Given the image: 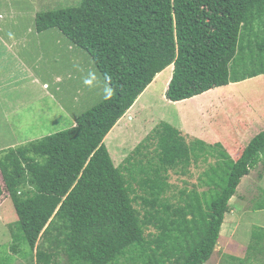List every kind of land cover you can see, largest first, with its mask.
Instances as JSON below:
<instances>
[{
    "label": "trees",
    "instance_id": "16d2710c",
    "mask_svg": "<svg viewBox=\"0 0 264 264\" xmlns=\"http://www.w3.org/2000/svg\"><path fill=\"white\" fill-rule=\"evenodd\" d=\"M36 29H59L85 50L112 94L71 129L0 152V200L8 193L18 215L13 252L26 239L37 264H206L264 153V129L237 160L224 152L222 161L221 145L166 122L120 166L105 139L171 66L166 97L176 103L264 75V0H81L38 13ZM200 162L209 164L200 182L173 194L171 172L187 175Z\"/></svg>",
    "mask_w": 264,
    "mask_h": 264
},
{
    "label": "rangeland",
    "instance_id": "374dc122",
    "mask_svg": "<svg viewBox=\"0 0 264 264\" xmlns=\"http://www.w3.org/2000/svg\"><path fill=\"white\" fill-rule=\"evenodd\" d=\"M80 3L81 0H0V39H18L14 50L17 61L20 57L17 63L5 50V56H0V152L71 129L80 115L112 94L85 50L72 44L59 29L41 33L36 30L38 13L76 7ZM173 70L171 66L159 75L106 137L105 144L116 166L123 164L161 122L186 129L191 134L195 115L196 119H201L199 134L203 131L213 134L210 126L230 123L229 118L238 124L253 122V128L241 126L234 132L245 136L244 146L264 129V117H260V114L264 116V75L240 84L230 95L231 89L220 87L180 105L166 97ZM228 96L234 98L233 102H220L223 98L228 100ZM254 100V106L248 104L249 109L247 102ZM207 137L199 135L194 139L212 147L221 145V155L216 156L222 161L226 147L221 140L217 144L206 141L210 140ZM218 157H211L209 163H217ZM208 166L203 162L193 164L187 175L172 171L173 194L179 195L181 190L196 186ZM228 171L223 172L225 180ZM252 173L238 188L240 194L248 195L251 207L239 202L236 216H228L231 219L225 220L227 224L222 229L215 253L206 264H245L243 260L247 264H264V252L252 253L250 257L247 253L255 243L263 242L264 245V153ZM202 191L207 188L203 187ZM211 198V195L205 197L206 207ZM17 220L14 204L5 193L0 200V264H37L30 256L32 251L26 239L17 242L20 254L11 249L14 243L12 225ZM232 223L236 226H229ZM254 232L261 237L260 241L254 237ZM230 256L239 260L233 262ZM60 264L67 263L63 260Z\"/></svg>",
    "mask_w": 264,
    "mask_h": 264
},
{
    "label": "crops",
    "instance_id": "0c3cea01",
    "mask_svg": "<svg viewBox=\"0 0 264 264\" xmlns=\"http://www.w3.org/2000/svg\"><path fill=\"white\" fill-rule=\"evenodd\" d=\"M37 30V29H36ZM38 32V31H37ZM40 33V32H39ZM3 44V46H0V56H5V52L6 53H11V55L13 56V59L15 60V62L19 63L20 62V57L18 56V61H17V55H16V51L14 50V47L17 46L19 43H18V39H15L14 37H9V39H6V38H3V39H0V44ZM4 47V48H3ZM5 50V52H4ZM162 74V73H161ZM159 74V75H161ZM158 75V76H159ZM157 76V78H158ZM260 77V76H258ZM258 77H255V78H258ZM20 78V77H18ZM156 78V79H157ZM254 79V78H252ZM250 79L248 80H244V81H241V82H238V83H230L229 85L226 86V88H229L231 90H229V94L230 95L232 93V91H236V87H238L240 84L242 85L243 83L249 81ZM0 86H2V84L0 83ZM216 90V89H214ZM197 98V97H195ZM195 98L191 99L190 101H193ZM234 98L232 96H228V100L226 99H221L220 102H226V101H229V102H233ZM219 101V100H218ZM254 101H248L246 106L250 109V106H248V104L254 106ZM184 103V102H182ZM182 103H178L180 105H182ZM203 117H205V114L203 113L202 114V120L204 119ZM242 117H243V114H242ZM260 117H264L260 114ZM206 119V118H205ZM200 117L198 119H196V115H195V119H194V116H193V121H195V124L193 125V128H192V133L190 131H187L186 129H181L185 135H187V137L189 139L191 138H197L199 135H202V136H205L206 138H208L207 136H209L210 140H206L210 143L213 144V142H216V144L218 143L217 141L221 140V143L226 147L227 149V152L230 154V156L234 159V160H237L240 156V152L247 146H244V142L243 140H245V136H242V135H235L234 132L236 129H239V127L241 126H247V125H250L251 127L250 128H253V122H246L244 121V123L242 124H238V123H235L236 120H234L233 118H229V122L230 123H227V124H219V125H211L210 128L212 129V132L213 134H207L203 131V134H199V132H197V130H199V127H201V124H200ZM210 129V130H211ZM202 131V130H200ZM215 134V135H214ZM258 133H256L257 135ZM255 137V136H254ZM4 150H7L6 148L3 149L2 151ZM253 170H251V173L249 175H247L246 177H244L242 179V182L240 185H242V183L245 181V179L250 178L252 175H253ZM262 177L260 176V179ZM242 201V205L245 206V204L249 205L250 206V202L248 200V195L247 197L240 194V189L237 190V193L236 195L231 199L230 203H229V206H230V212L228 213L227 218H225L226 221H228L229 219H231L233 216H236V211H237V207L239 206V202ZM245 203V204H244ZM248 207V206H247ZM251 207V206H250ZM246 210V209H245ZM228 216H231V218H229ZM226 221H224V224H223V227L222 229L226 226ZM229 226H232V227H235L236 224L235 223H232L231 225Z\"/></svg>",
    "mask_w": 264,
    "mask_h": 264
},
{
    "label": "clouds",
    "instance_id": "9594fccd",
    "mask_svg": "<svg viewBox=\"0 0 264 264\" xmlns=\"http://www.w3.org/2000/svg\"><path fill=\"white\" fill-rule=\"evenodd\" d=\"M201 96V95H200ZM193 99V98H192ZM189 100H191V99H189ZM185 101H188V100H185ZM181 102H184V101H181ZM177 103H180V102H177Z\"/></svg>",
    "mask_w": 264,
    "mask_h": 264
}]
</instances>
